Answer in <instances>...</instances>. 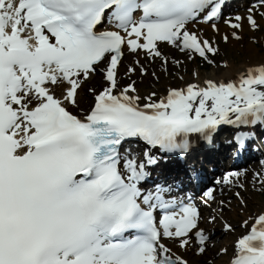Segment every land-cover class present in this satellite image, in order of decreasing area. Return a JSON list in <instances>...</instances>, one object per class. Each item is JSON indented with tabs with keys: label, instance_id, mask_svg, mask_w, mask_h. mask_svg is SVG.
<instances>
[{
	"label": "snow or ice",
	"instance_id": "obj_1",
	"mask_svg": "<svg viewBox=\"0 0 264 264\" xmlns=\"http://www.w3.org/2000/svg\"><path fill=\"white\" fill-rule=\"evenodd\" d=\"M223 3L0 0V264H191L182 253L208 252L196 199L167 182L144 185L162 155L186 158L194 139L211 143L222 125L237 129L241 149L254 136L241 129L264 128V60L228 78L201 79L194 71L192 82L162 95H141L132 76L137 68L141 77L149 74L141 54L167 71L162 44L189 61L198 56L228 68L213 59L216 40L190 27L203 21L219 33L214 21L222 19ZM257 14L264 19V0L246 16L224 19L232 39H242L245 20L259 30ZM222 39L228 43L229 35ZM126 51L137 58L122 86ZM133 142L145 145L142 156L125 147ZM241 177L247 170L228 171L216 183L246 190ZM253 188L264 193V171L253 174ZM201 199L210 206L214 189ZM241 227L227 264H264V209ZM222 228L235 232L226 220Z\"/></svg>",
	"mask_w": 264,
	"mask_h": 264
},
{
	"label": "bare ground",
	"instance_id": "obj_2",
	"mask_svg": "<svg viewBox=\"0 0 264 264\" xmlns=\"http://www.w3.org/2000/svg\"><path fill=\"white\" fill-rule=\"evenodd\" d=\"M241 32H244L243 36H246V33H248V32H245V30H242ZM231 45H232V47H231L232 49H236L234 47V43H231ZM252 52H253L252 47H250L249 45H247L246 49L243 51V53L247 54V56H248V54H252ZM223 55H224V59L223 58H221V59H223V61H224L225 57H226V61H228L229 67L228 68H222V67L215 68L214 71H212V70L208 71V73H210V74H208L207 72L201 73L199 71L201 79L206 78V77L207 78H216V79H219L222 77L228 78V77L233 76L238 70H242L243 68H245L248 64H254V63H257V62L263 60L261 58H256L255 56H250L249 58L246 56L245 58H248V59H246L244 62H241V60H237L236 58H235V60H232V59H229L232 55V53L230 51L225 52V54H223ZM181 71H182L181 72L182 75L188 76L189 72L185 71V69L183 68V65L181 66ZM184 80H188V79L185 78ZM146 82H149V79H147ZM183 84H184V82L182 80H180L177 85L183 86ZM171 86H173V83H171L169 81L165 82L163 87L160 86L159 84H156V85H154L153 91L157 92L158 95H161L162 93H164L166 91V89L168 87H171ZM247 183L251 184V182H247ZM254 191H256V190H254L252 185H246L244 197L247 201V207H245V209L243 211L244 212V214H243L244 218H245V215H248L251 210L255 211L256 213H258L261 210V207H262V201L261 200H263V194L264 193L260 192V194L258 196H253V195H255ZM263 208L264 207H262V209ZM235 211H236V209L232 208L230 212L223 214V218L227 219V220L228 219L232 220L233 226L237 227L238 226V224H237L238 217L235 215ZM219 245L221 247H227L229 250L230 235H224L223 239L219 242ZM188 252H186V255L188 254ZM194 259H192V261L195 263L196 261ZM222 259H223V257L216 258L214 260L213 264H216L219 260H222Z\"/></svg>",
	"mask_w": 264,
	"mask_h": 264
},
{
	"label": "rangeland",
	"instance_id": "obj_3",
	"mask_svg": "<svg viewBox=\"0 0 264 264\" xmlns=\"http://www.w3.org/2000/svg\"><path fill=\"white\" fill-rule=\"evenodd\" d=\"M250 36H252L251 33H247V35L244 36V39L242 40V42L238 43V47H237L238 49H232L230 44H228L227 46L223 45L225 47V51H230L232 53V55L229 59L235 60V58H236L237 60H241V62H244L250 56H255L256 58H261L264 60V35L260 33V38H258V40H257L258 42H256V43H259L258 45H256V43H254L253 41L250 40ZM247 45L252 47V51H253L252 54H248V56H247V54L243 53V51L246 49ZM246 56L248 58H245ZM214 69H212V71H214ZM208 74H210V73H208ZM161 76L162 77L159 80H160V85L163 87L164 82L167 81V78L164 76V74H162ZM140 79L143 81L149 79L150 83H155V80H154V78H152V75L150 72L147 76H145L143 78L137 75L136 80H140ZM173 82L174 81L172 80L171 83H173Z\"/></svg>",
	"mask_w": 264,
	"mask_h": 264
}]
</instances>
